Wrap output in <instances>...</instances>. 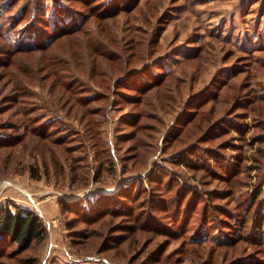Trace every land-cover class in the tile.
<instances>
[{"label": "rangeland", "instance_id": "rangeland-1", "mask_svg": "<svg viewBox=\"0 0 264 264\" xmlns=\"http://www.w3.org/2000/svg\"><path fill=\"white\" fill-rule=\"evenodd\" d=\"M0 3V131L16 143L0 149V205L31 209L46 229L42 242L2 264H264V239L248 237V228L240 238L239 229L222 227L221 213H209L211 225L199 229L205 190H214L211 202L236 219L246 191L259 187L264 199V178L256 185L264 174V0ZM58 9L68 14L66 25ZM51 22L80 25L51 38ZM29 28L39 42L51 41L11 60L16 41L5 42L1 33L14 37ZM190 110L198 114L189 123ZM223 120L224 130L210 132ZM204 131L209 139L199 137ZM209 147L221 148L218 162L205 153ZM199 157L213 173L194 165ZM215 164L237 169L223 173L232 186ZM137 178L157 180L135 202V212L146 215L140 222L148 223L150 212L159 219L151 225L164 231H134L129 223L130 234L115 238L123 232L116 224L125 222L119 216L103 213L85 223L61 213V200L112 195ZM176 181L186 185L182 204L193 194L195 210L182 219L180 234L168 235L173 201L167 213L147 201L169 202ZM67 220L90 237L75 244Z\"/></svg>", "mask_w": 264, "mask_h": 264}, {"label": "trees", "instance_id": "trees-1", "mask_svg": "<svg viewBox=\"0 0 264 264\" xmlns=\"http://www.w3.org/2000/svg\"><path fill=\"white\" fill-rule=\"evenodd\" d=\"M4 7L5 5L0 3V14L3 13ZM61 14L66 15L63 17V20H62L63 23H65L66 25L67 22H69L68 14H66L63 10L58 9V14L56 15L57 16L59 15V17H61L62 16ZM56 15H55V18L57 17ZM65 25L60 26L52 22L50 25L48 24L49 28L47 29V31L53 32L51 38L73 33L74 31L79 29L78 27L80 24L70 23L68 26H65ZM23 31H21L22 32L21 35L19 34L18 36L16 35L14 37H10L8 33H5V34L1 33V37L3 38L5 42L9 43L10 39L12 41H16V43L14 44L12 43L10 44L11 46H9L10 50H8V55L9 57H11V60L19 52L27 51V50H34V49L42 48V47L45 48L47 44L49 43L46 41L47 40L51 41V38H50V39L44 40L43 43L39 42V39H36V35L39 33H37L38 31L35 28H29ZM0 53L5 54L2 51H0ZM0 65L4 66L3 63H0ZM14 66L18 68L17 64H15ZM54 77L55 79L59 77L56 72L54 73ZM147 83L150 84L151 82H147ZM15 87H17V85H15ZM151 88L150 87L146 88L143 93L150 90ZM217 94L218 92L215 94V96ZM208 101L209 100H206L205 102H202L201 104H205ZM201 104L199 106H201ZM80 105H83V104L80 103ZM196 111L197 110L189 111L190 113L189 115L190 117L188 118L189 123L193 122V120L196 118L198 114V112ZM205 120L206 122H208L207 124L209 125L210 124L209 119H205ZM225 123H227L226 120L221 121V124H219V128L217 130H211L210 132L212 133L214 132V134L218 132L220 133V131L224 130L228 124V123L227 124ZM239 123L237 126H239L240 129L238 130L241 131L242 124H239ZM244 124L245 123L243 122V126ZM196 127H199V123H196ZM206 131L202 132V134H200L199 137H207V139H209L207 136L208 133ZM243 132H246V130L243 129ZM32 133L34 134V132ZM133 137L134 136H132L130 139H133ZM137 140L140 141L139 139ZM15 141L18 142V140H15ZM260 141L264 142V137H262ZM14 144L16 143L11 142L10 138L7 137V134L5 131H0V149L5 146H9V145L11 146ZM135 149H137L136 146H135ZM206 149L207 150H205V153L208 154L209 158H212L213 161L218 162L217 160L218 157L222 155V153L219 152L221 148L214 149V148L209 147ZM189 153L192 154V151ZM174 163H178V162H174ZM221 163L224 164L223 162ZM194 165L195 166L199 165L200 169L205 168L209 170L211 173H213V168L210 167L208 163L204 162V159L200 157L197 159V162H195ZM232 165H237V164L236 162H234V164L232 162ZM217 169H220V172H219L220 174L218 175H220L222 178H227L228 180L227 183H231V186H232L233 184H232L231 177L228 178L227 175L223 174L224 170H226V172L228 170L226 168L222 169L219 166H217ZM235 169L231 170L230 168L228 172L229 173L233 172L235 171ZM236 173L237 172H234V175ZM259 177L261 178H259L256 185H258L260 181L264 178V174H262ZM155 181L157 180L153 178H147L146 180H143L142 178H137L133 181H129L127 184H125V186L119 187L115 192L112 193V195H105V194L102 195V194L97 193L93 197H77L71 201L61 200L60 210H61V213H68V212L74 213L76 215L74 219L81 218L85 223H88V222L94 223L98 221V219L102 217L103 213L105 214L109 213L113 216H119L123 218L125 222L116 224V226L119 227L117 228V230L121 229L123 232L122 234H114L116 236L115 238L119 237L120 235H126L127 233H129L128 231L130 228L129 223H131L134 226L133 227L134 231L136 230L135 226L137 225V228H139V226H142V229L143 227H147L146 230L148 231L161 232L164 230H161L159 228L152 226L151 223L149 222V220L153 218L155 222L159 223V219L157 217H155L153 214L149 212L147 213L148 218L146 219L148 223L143 224V221L140 222V218L142 217L145 218L146 215L141 214V213L139 214V212H135V209L138 206V205L136 206L135 202L140 196L141 191L143 192L145 190H149L150 187H148L147 182L150 183V182H155ZM174 183L177 184L178 187L176 190V194H174L171 200L169 199V202L168 200L165 199L166 202L160 203L158 201L156 205V204H153L152 200L151 202L150 200L147 201L150 203V205H152L154 209H159L160 211L164 213L168 212L169 205L171 204L170 201H173L174 203L173 211L174 212H172V215L170 214L171 219L169 218L170 224L172 226L166 229L168 235L180 234L181 226L179 227V225L181 224L182 219H185V218L189 219L188 217H190V213H192L195 210L194 208L195 205L192 204V200L189 202L190 199L188 198V196L194 197V195L193 194L188 195L186 198L187 202H185V204H182L183 199L186 197L185 196L186 193H184L186 189V185L183 184L182 182L179 183L177 181ZM131 188L135 190L134 195L130 193ZM188 190H190L191 193L197 192V190L195 188L193 189L191 186H189ZM261 191H262L261 188L253 187V189H251L250 191L245 192L248 200L246 202V206L243 207V210L242 211L239 210L242 213V217H239L238 219H236L233 215L227 212V210L222 209L219 206L217 207L216 204L211 202L212 195L216 193L214 190L208 189V190L203 191L202 199H203L204 204L206 203V210L204 211V215L206 212V215L204 216L206 218H205V222L201 224L202 226L201 225L199 226V229H206V227L211 225L212 221L208 217L209 213H212V212L221 213L223 217L222 219L225 220L224 221L225 224L222 225V227H227V229H230L231 227L239 229L240 232L236 233V235L240 236V238H243L242 237L243 231L247 230L246 228H248L249 231H246V234H249L248 237L256 241L263 240L264 239V199L260 196ZM216 197H219V196H216ZM154 201L156 202V200ZM99 209H102V211L99 212ZM180 214L181 216H179ZM74 226H75L74 220L66 221V228L70 229L71 235H72L70 239L73 242H75V244L84 243V241H86V238L90 237V232H87L85 228L73 229ZM215 227H218V226H215ZM45 231H46L45 226L41 222L40 217L35 212H33L31 209L22 207V206H17L16 204H12V206H10V204L8 203L0 205V264H2V260L5 256L19 255L31 249L32 246H34L35 244L42 242L45 238ZM128 237L129 236H125L123 238L127 239ZM231 237L234 238L235 236L231 235L230 238ZM11 245H13L12 249L5 250V247H10ZM31 261L32 260H30V263H32ZM74 264H78V263H74Z\"/></svg>", "mask_w": 264, "mask_h": 264}, {"label": "crops", "instance_id": "crops-1", "mask_svg": "<svg viewBox=\"0 0 264 264\" xmlns=\"http://www.w3.org/2000/svg\"><path fill=\"white\" fill-rule=\"evenodd\" d=\"M44 208H46V210L49 209V207H48L46 204H44ZM48 211H49V210H48ZM51 241H53V242H51V244H54V245L56 246V250L58 251V249H60V248H59L60 243H59L57 240H51ZM58 252H59V251H58ZM57 256L60 257L61 254L58 253ZM58 257L55 256V260H56V259H59ZM50 262H51V261H49L48 264H52V263H50Z\"/></svg>", "mask_w": 264, "mask_h": 264}]
</instances>
